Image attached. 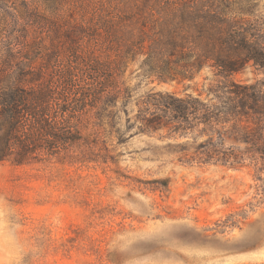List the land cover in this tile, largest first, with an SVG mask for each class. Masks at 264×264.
<instances>
[{"label":"rangeland","instance_id":"1","mask_svg":"<svg viewBox=\"0 0 264 264\" xmlns=\"http://www.w3.org/2000/svg\"><path fill=\"white\" fill-rule=\"evenodd\" d=\"M9 12H0V57L1 42L22 30L6 25ZM138 67L121 77L104 126L82 118L83 141L0 163V264H264V114L243 108L212 128L174 119L147 102L216 103L209 88L222 79L206 69L193 83H159ZM233 80L260 84L264 70Z\"/></svg>","mask_w":264,"mask_h":264},{"label":"trees","instance_id":"2","mask_svg":"<svg viewBox=\"0 0 264 264\" xmlns=\"http://www.w3.org/2000/svg\"><path fill=\"white\" fill-rule=\"evenodd\" d=\"M258 6V0H0V12L13 13L14 21L4 16L6 25L22 28L1 42L0 163L59 155L84 140V116L104 126L122 94L121 77L138 63L140 76L152 82L193 83L206 69L222 79L209 88L216 103L170 94L147 102L174 119L212 128L246 114L243 108L264 114V82L233 80L251 66L264 70ZM147 122L153 130L164 126Z\"/></svg>","mask_w":264,"mask_h":264}]
</instances>
